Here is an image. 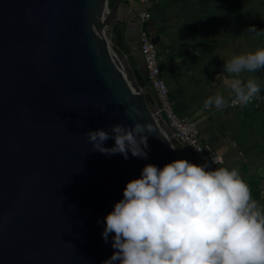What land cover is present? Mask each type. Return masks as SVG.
<instances>
[{
  "label": "water",
  "instance_id": "1",
  "mask_svg": "<svg viewBox=\"0 0 264 264\" xmlns=\"http://www.w3.org/2000/svg\"><path fill=\"white\" fill-rule=\"evenodd\" d=\"M120 2L0 0V264H102L115 251L104 217L126 183L183 158L136 80L137 18L119 19ZM119 22L127 52L110 39ZM136 120L157 127L147 158L94 150L86 135Z\"/></svg>",
  "mask_w": 264,
  "mask_h": 264
},
{
  "label": "clouds",
  "instance_id": "2",
  "mask_svg": "<svg viewBox=\"0 0 264 264\" xmlns=\"http://www.w3.org/2000/svg\"><path fill=\"white\" fill-rule=\"evenodd\" d=\"M246 33L258 37L264 29L252 24ZM224 61L217 74L223 88L204 98V108L246 107L262 97L264 81L252 74L264 69V45L229 53ZM156 129L136 120L86 135L94 150L147 158ZM109 138L114 145H105ZM104 221L102 236L107 242L112 234L115 251L102 264H264V202L236 166L212 168L187 158L163 167L147 163Z\"/></svg>",
  "mask_w": 264,
  "mask_h": 264
},
{
  "label": "crops",
  "instance_id": "3",
  "mask_svg": "<svg viewBox=\"0 0 264 264\" xmlns=\"http://www.w3.org/2000/svg\"><path fill=\"white\" fill-rule=\"evenodd\" d=\"M140 10L138 0H121L117 17H137ZM147 24L174 111L197 125L201 143L222 155L221 166L238 167L251 189L257 181L264 198V104L203 107L204 98L223 88L217 74L227 55L264 45V35L246 33L252 24L264 29V0H152ZM252 75L264 81V69Z\"/></svg>",
  "mask_w": 264,
  "mask_h": 264
},
{
  "label": "built area",
  "instance_id": "4",
  "mask_svg": "<svg viewBox=\"0 0 264 264\" xmlns=\"http://www.w3.org/2000/svg\"><path fill=\"white\" fill-rule=\"evenodd\" d=\"M138 1L141 10L136 17V25L139 28L140 47L148 80V86L145 89L146 93L150 92L153 95V101L149 105L151 114L183 158H189L184 152L186 150L191 155V159H188L191 162L208 161L210 167H219L223 163L222 155L209 151L200 141L197 125L179 117L171 105L169 89L160 74L156 45L144 27L149 18V7L152 0ZM262 104H264V91H262V97L252 103V105ZM182 148L184 150H181Z\"/></svg>",
  "mask_w": 264,
  "mask_h": 264
},
{
  "label": "trees",
  "instance_id": "5",
  "mask_svg": "<svg viewBox=\"0 0 264 264\" xmlns=\"http://www.w3.org/2000/svg\"><path fill=\"white\" fill-rule=\"evenodd\" d=\"M115 0H108V5L111 7L113 5ZM124 24L122 22L116 23L111 28V35L110 39L113 43V46L116 47L118 50H121L123 52H127L128 48L124 42ZM132 61V59H131ZM135 77L138 82V84L141 87H147L148 86V80L146 75H142V73L139 70H135ZM146 102L147 104H151L153 101V95L149 92L146 93ZM252 185V193L255 198L260 199L262 202H264V198L261 196V193L259 189L257 188V181H253L251 183Z\"/></svg>",
  "mask_w": 264,
  "mask_h": 264
}]
</instances>
